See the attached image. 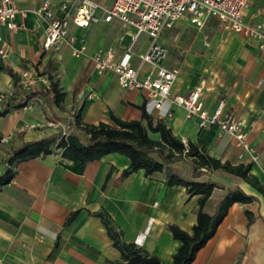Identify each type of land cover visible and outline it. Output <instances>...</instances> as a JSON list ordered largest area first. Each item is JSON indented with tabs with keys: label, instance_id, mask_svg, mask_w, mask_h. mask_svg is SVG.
I'll return each mask as SVG.
<instances>
[{
	"label": "crops",
	"instance_id": "obj_1",
	"mask_svg": "<svg viewBox=\"0 0 264 264\" xmlns=\"http://www.w3.org/2000/svg\"><path fill=\"white\" fill-rule=\"evenodd\" d=\"M42 1L16 0L19 6L31 9ZM52 1L58 4L61 0ZM96 1L105 5L113 2ZM213 19L217 26L209 31L210 25L200 28L188 15L163 29L160 41L169 48L165 64L178 69L173 93H188L202 86V99L210 110L225 99V109L243 119L259 160L241 161L228 132L216 126L201 128L198 117H188L183 106L175 105L174 116L162 120L186 145L194 142L201 151L223 162L250 164L251 173L264 183V50L254 39L225 30ZM245 20L264 23V0H252ZM16 22L15 29L0 23V48L7 50L5 57L0 55V66L10 67L19 75L25 71L53 75L66 95L61 105L52 104L43 94L28 97L21 107L13 102L8 105V98L0 102V109L9 106V112L0 115V174L7 167L2 157L11 145L59 132L75 111L84 122L95 124L113 123L111 112L124 119H142L143 107L155 122L160 119L148 104L144 89L122 87L113 71L97 73L90 59L100 48L115 45L124 52L132 45L137 65L138 54L150 46L148 34L134 40L135 28L119 19L86 27L72 25L73 34L87 39V52L75 56L65 45L58 56L41 50L47 22L35 11L26 17L18 15ZM12 88V75L0 68V89ZM25 89L47 91L42 84ZM52 120L59 124L48 125ZM31 123L45 126L35 128ZM153 137L159 138V133L154 132ZM154 155L158 156L156 152ZM129 164L130 158L119 152L81 163L63 157L61 148L15 163L12 179L0 185V264H119L124 260L121 251L101 217L93 213L102 210L110 214L123 240L158 255L165 264H173L181 242L169 224L192 232L199 194L166 180L170 172L191 178V165L181 159L152 175H146L144 169L125 175ZM201 178L224 186L216 187L209 198L205 209L210 213L230 187L239 185L256 199L234 202L191 264H264V196L240 176L223 169L206 170ZM246 209L255 215L251 224ZM75 212L76 217L69 221Z\"/></svg>",
	"mask_w": 264,
	"mask_h": 264
},
{
	"label": "built area",
	"instance_id": "obj_2",
	"mask_svg": "<svg viewBox=\"0 0 264 264\" xmlns=\"http://www.w3.org/2000/svg\"><path fill=\"white\" fill-rule=\"evenodd\" d=\"M252 0H113L112 4H101L96 0H61L58 4L52 0H43L34 8L21 7L16 0H0V23L9 28L18 27V15L26 17L31 10L47 22L45 37L41 40L44 53L60 56L62 47L67 45L72 55L85 54L88 49L87 39L79 38L71 32V26L86 27L101 21L110 22L119 19L135 28L134 40L146 33L151 38L150 46L138 54L139 64L133 62L132 45L124 52H119L115 45L100 48L90 55L94 70L103 74L113 71L120 85L128 90L144 89L147 102L157 110L160 119H171L174 106H183L187 116L198 117L201 128L216 126L228 132L238 148L241 161L257 162L259 152L249 140V134L242 118L225 109L222 99L214 110H210L202 99L203 87L197 86L188 93H173V85L178 69L165 64L169 48L160 41L164 28L172 27L182 16L188 15L192 23L202 28L210 18H216L225 30L239 32L256 41L264 50V23H250L245 20V11ZM60 12V13H59ZM0 55L5 57L7 50L0 48ZM148 66L144 71L143 67ZM143 74V75H142ZM19 83L23 88L42 84L47 91H52V81L46 74L33 75L22 72ZM15 95V88L0 89V102ZM93 93L89 94L92 97ZM73 113L62 124L63 136L73 130ZM52 120L48 125H56ZM31 127L45 124L31 123ZM7 138H3L6 141Z\"/></svg>",
	"mask_w": 264,
	"mask_h": 264
},
{
	"label": "trees",
	"instance_id": "obj_3",
	"mask_svg": "<svg viewBox=\"0 0 264 264\" xmlns=\"http://www.w3.org/2000/svg\"><path fill=\"white\" fill-rule=\"evenodd\" d=\"M0 68L6 69L13 77L15 95L8 98V105L13 102L16 107H21L24 105L25 99L38 94L45 95L52 104L57 105H61L65 99L66 93L59 86L58 81L54 80L53 75L49 76L53 91V94H50V91L43 89L29 91L23 88L19 83L20 75L17 72L5 65H1ZM8 112L9 106L0 109V115H5ZM73 115L74 121L71 122V125L74 128L66 137L59 131L39 139L24 141L21 145H11L2 157V162L6 163L7 167L0 174V185L8 183L12 179L15 163L50 153L54 148H61L63 157L81 163L100 159L110 152L123 153L130 158V164L124 171L125 175L139 169H144L146 175H152L156 171L163 170L171 162L186 159L191 165L192 177L185 178L170 172L166 182L170 185H184L189 193L199 194L198 215L192 232H188L177 224H169L173 236L181 242L173 256V264H191L193 262L197 252L216 233L219 224L234 202L247 203L256 199L255 195L247 193L237 185L227 188V192L219 201L216 210L213 213L208 212L205 206L214 189L221 185L211 179H202L206 170L223 169L238 175L264 196V183L251 173L250 164L223 162L219 158L201 151L194 142H188L186 145L162 119L155 122L145 107H143L142 119H124L111 112L113 123L105 121H100L97 124L86 123L82 120L79 112L75 111ZM144 119L147 121L146 123H144ZM150 132H158L159 138L153 137ZM155 152L158 156L154 155ZM93 213L101 217L109 236L113 239V244L121 251L124 260L119 264H165L158 255L149 253L134 242L123 240L121 231L116 228L107 211ZM246 213L249 217V224H251L255 220V215L249 209H246ZM76 215L77 212L73 213L69 221H72Z\"/></svg>",
	"mask_w": 264,
	"mask_h": 264
},
{
	"label": "rangeland",
	"instance_id": "obj_4",
	"mask_svg": "<svg viewBox=\"0 0 264 264\" xmlns=\"http://www.w3.org/2000/svg\"><path fill=\"white\" fill-rule=\"evenodd\" d=\"M184 16H187V15H184ZM207 25H210L211 27L208 29V31L212 28H216V26H217V22H216V20L215 19H209L208 21H207V23H206V26ZM206 26L203 28L204 30H205V28H206ZM49 74V73H48ZM46 102H47V100H45ZM151 134L154 136V132H151Z\"/></svg>",
	"mask_w": 264,
	"mask_h": 264
}]
</instances>
